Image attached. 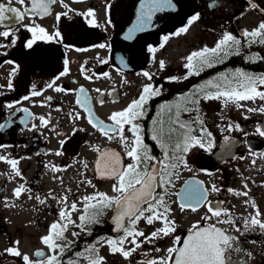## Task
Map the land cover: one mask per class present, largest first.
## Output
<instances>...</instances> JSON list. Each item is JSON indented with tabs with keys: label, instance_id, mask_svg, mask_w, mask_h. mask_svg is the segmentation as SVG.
<instances>
[{
	"label": "flooded vegetation",
	"instance_id": "obj_1",
	"mask_svg": "<svg viewBox=\"0 0 264 264\" xmlns=\"http://www.w3.org/2000/svg\"><path fill=\"white\" fill-rule=\"evenodd\" d=\"M139 1L45 0L47 12H25V9L31 8V0H25L24 4L12 0L10 5L8 0H0V4L25 12L21 20H16L13 13H8L10 19L0 24V32H13L7 38L0 36V124L4 125L0 127V220L7 221L10 216H15V208L18 206L31 205L32 196L43 187L40 183L46 179V174L51 180L58 181L66 170L75 168L71 165L73 162L67 160L76 156L78 159L74 162L82 159L84 169L92 171V196L119 195L116 192L110 195L102 189L105 185L113 190L112 186L116 181L104 174L103 169L97 170V161L102 152L119 155L124 164L130 160L118 137L111 132L105 135L103 129L90 123L89 112L94 121L111 125V115L130 105L129 86L135 73L146 79L142 81L144 86L151 84L159 89V95L148 98L144 104L143 118L136 121L143 130V141L149 146L150 155L161 160L164 158L163 151L150 139L153 121L157 118L156 111L160 106L180 104L181 107L201 110L202 118L199 117V120L212 133L210 121L206 119L209 114L204 113L207 100L199 98L203 103L200 104L199 101L194 105L185 98L196 99L192 94L198 86L222 73L236 71L237 55H231L223 63L205 68L200 75H191L187 79L184 77L188 75V69L184 65L186 58L194 52L193 42L187 43L186 51L180 54L181 64L175 69L148 71L146 63L156 50L157 53L165 52L166 43L170 45L175 39L178 41L185 38L193 33L196 26H211L217 42L224 33L238 37L244 33V30L242 33L237 32V26H243L240 21L244 17L254 14L258 18H264V0H173L174 9L156 12L147 29L136 32L133 38L127 39L129 30L134 28L131 24ZM89 11L92 12L91 16L88 15ZM195 14H198V19L189 24L190 17ZM29 27H42L48 36L53 37L58 31L60 36L52 40H37L32 48H28L26 41L33 36L27 30ZM182 28L185 31H180ZM165 36L168 37L167 40L164 39ZM13 40L14 44L11 43ZM100 44L105 47L100 48ZM253 59L255 62L261 60L258 56ZM231 64L234 66L231 67ZM250 65L245 72L255 76L264 75V69L256 72ZM144 72L150 73L152 79L145 77ZM61 73L64 74L60 75ZM50 83H53L51 88L48 87ZM56 87L71 91L58 92ZM80 89L84 91L81 92ZM142 90L139 91L141 94ZM261 90L264 91V88ZM33 91L40 92V95L33 96ZM82 97L88 99L86 107L77 103ZM139 97L140 95L135 94L131 99L138 100ZM9 104L12 107L9 108ZM122 105L124 109L119 110ZM249 108L255 109L252 106ZM42 117L47 124L42 123ZM192 117L193 114L190 116L189 112H181L180 119L192 121ZM236 125L242 131L237 130ZM231 126V131L228 129L216 135L212 133L215 143L212 151L197 146L183 154L187 166L174 159L169 161L176 164L175 168L169 169L172 173L171 184L166 185V191L158 188L157 193L164 197L163 207L159 210L174 222L171 226L175 228V232H170L168 236L161 234L150 242L142 243L139 263L136 264L167 259V249L174 246L175 238L180 237L182 243L193 225L197 224L201 228L215 225L226 229L227 234L234 238L233 247L240 251L231 252L227 264H264V228L250 223L252 217L264 223V137L256 133L257 127L264 128V113L259 112L255 116L243 114ZM192 127L196 129L193 135H197L201 125L192 124ZM124 135L131 139L132 134L127 131V126ZM91 136L95 137L96 150L92 158L85 162L84 157L78 156L79 147ZM109 136L113 138L109 139ZM226 136L230 138L227 143L224 140ZM57 152L61 154L57 155ZM11 160L17 161L15 168L12 167ZM27 183L35 188L33 194L29 192ZM213 186L218 191H213ZM188 187H198L205 193V199L200 205H195V201H185L184 190ZM18 188L21 189V194L17 197L14 191ZM245 191L247 196L238 194ZM40 192L39 196H42L46 190ZM52 197L49 195L50 199ZM41 199L45 201V207L58 208L53 201L45 197ZM91 202L96 205L98 215L94 223H86V229L84 225L78 226L80 233L85 232L78 243L85 238L115 239L121 236V232H112L110 224L115 207H102L95 200ZM186 203L193 204L196 210L181 206ZM209 204L214 209H222L227 215L222 213L219 218L212 216L208 211ZM84 205L85 203L81 207L83 214ZM164 208L168 209L166 213ZM257 209L259 216H256ZM172 214H175V218H172ZM205 216L211 218L204 220ZM185 217H190V220L184 225ZM229 218L234 223L217 222L218 219ZM125 225L127 226V222ZM161 227L164 224L160 220H154L149 225L144 219L145 236H150ZM138 230L142 231L140 226ZM14 245L16 248V242Z\"/></svg>",
	"mask_w": 264,
	"mask_h": 264
},
{
	"label": "snow or ice",
	"instance_id": "obj_2",
	"mask_svg": "<svg viewBox=\"0 0 264 264\" xmlns=\"http://www.w3.org/2000/svg\"><path fill=\"white\" fill-rule=\"evenodd\" d=\"M19 3L24 4L25 0H18ZM12 0H8L10 5ZM65 7H67L65 5ZM166 9H174L173 0H144L141 8V13L138 21L134 28L129 30L127 39L133 38L136 32L144 31L148 23L151 21L153 14ZM41 10L47 12V6L45 0H31V8L25 9V12H35ZM25 12H21L19 9L0 4V24L10 19L8 13H13L16 20H21ZM66 15V13L64 14ZM89 16L92 12L89 11ZM60 16L58 14L57 19ZM198 19V14L190 17L188 23L191 24L193 21ZM33 36L31 39L26 41V47L32 48L37 40H52L58 38L60 33L57 31L55 37L48 36L46 31L42 27H29L27 29ZM185 31V29H180ZM13 35V32L6 30L0 32V36L5 38ZM244 38L248 42H255L264 44V23H261L257 29L248 32L245 31ZM253 38H260L254 40ZM168 39L167 36L164 37ZM12 44L15 43L13 40ZM241 40L232 34L224 33L222 38L218 40L215 47L209 49L204 48L200 51L192 52L187 58L185 68L188 69V75L184 77L187 79L191 75H200L205 68H213L217 63H223L231 55H239V45ZM100 48H104V44L99 45ZM152 50L151 48L149 49ZM251 62H255L253 58H248ZM161 68H163V62H161ZM67 70L65 69V72ZM61 73L60 75H63ZM105 75H107L105 73ZM143 75L149 80L152 79V75L148 72H144ZM59 77H57L58 79ZM174 80L176 78H169ZM54 83V81H53ZM53 83H50L48 87H52ZM11 87V84L9 85ZM264 75L252 76L239 69L234 72H225L220 74L215 79H210L204 84L198 86L193 92V96L197 97L192 99L186 97L185 99L192 104H198L199 98L205 100L212 99H224V102L236 103L237 107H241L240 101H254L259 98L264 101ZM56 91H71L56 87ZM83 92V89H80ZM33 96L40 95V92L33 91ZM159 95V89L154 88L153 85L148 84L143 87L142 94L138 100H134L127 109L115 112L111 115L110 120L113 122L111 125H104L103 122L96 121L93 125L105 131V135L109 132L113 133L123 143L125 147V155L129 158L130 162L124 164L119 155L108 152H102L100 158L97 161V170L103 169L104 172L112 179L116 181L113 184V191L119 193L116 197H108L106 194H96L95 196L84 197L85 207L84 213L79 217L84 223H94L96 221V205L89 204V201L95 200L102 207H115L116 215L114 217L115 231L121 232L122 235L117 239H108L106 243L111 247L113 252H121L124 257H128L132 251H135L144 242H150L157 238L159 235L167 236L170 232H175V228L171 225L173 221L168 220L167 216L164 215L159 209L163 207L164 197L157 193L158 188L166 189V185L171 184L172 173L169 171L171 168H175L176 164L169 163L170 160H176L178 163L186 165V161L183 160V154H187L191 147H199L207 151H212L215 147L212 133L204 128L203 121L199 120V117L194 118L192 121H181V112L198 111V109H189L188 107H181L180 104H176L170 107L161 108V113L158 114V118L153 121L154 127L151 130L150 139L155 141L156 144L164 153L163 160L158 159L155 156L149 154L150 149L147 144L143 141L142 128L136 123L139 119L143 118L145 114L144 104L147 99ZM28 99V97H24ZM51 99V98H49ZM78 104L82 107H86L88 104L87 97L78 99ZM103 103V101H101ZM8 107H12L11 104ZM175 109V111H173ZM27 111V109H21ZM247 111H259L264 113V107L258 109L248 108ZM167 114V119L163 118V114ZM43 124H47L44 118H41ZM89 121L92 122V115L89 112ZM192 124H200L199 132L197 135H193L196 129L192 127ZM125 126L127 131L130 132L131 139L124 135ZM0 127H4L0 124ZM237 130L242 131L239 125L235 126ZM232 130V126L229 125V131ZM256 133L261 137H264V128L257 127ZM112 139V136L108 137ZM229 137H224L225 142L229 141ZM63 144L64 142L61 141ZM171 151V155H170ZM180 153L182 155H177ZM60 155V152L56 153ZM2 159V158H0ZM13 168L16 167L17 161H10ZM87 167V165H85ZM247 185H245V188ZM213 191H218L213 186ZM229 191H232L229 189ZM185 201H195V205H200L202 200L205 199V193L198 187H188L184 190ZM21 194V189H16L14 195L17 197ZM239 195L247 196V192L238 193ZM39 199V197H37ZM40 203H45L43 199ZM222 203V202H220ZM182 207H191L193 211L196 207L191 203L181 205ZM92 209L93 211H89ZM71 210H76V204L71 205ZM168 211L164 208V213ZM208 211L212 213V216L219 218L223 210L214 209L210 204ZM148 213V215H146ZM227 215V213H223ZM256 216H259L257 209ZM60 217L63 220H67L71 223L70 213L66 211L60 212ZM127 218V226L125 225V219ZM145 219L147 224H153L154 220H160L163 222L164 227L157 229L152 232L150 236L136 229L137 221ZM211 217L205 216L204 220H208ZM219 224H232L234 223L231 218L217 221ZM248 221L246 220V224ZM252 225L259 224L261 228H264V223H260L255 217L250 220ZM67 224L60 225L58 230V223L50 225V234L42 237V242L54 253V255L45 257V253L38 251L35 255L38 257H45L44 260L33 262L27 255H22L18 250L9 249V254L21 256L24 264H60L59 256L65 251V246L58 244L57 240L63 238V231L66 230ZM78 233H73V236ZM139 237H143V240L138 242ZM234 238L227 234V230L216 227L215 225L201 228L200 225H193V229L190 230L188 236L184 239L181 246L176 247L175 245L181 244V238L176 237L174 240V246L167 249V259L149 260L147 264H227V260L230 259V253L240 251L239 248L233 247ZM128 242L133 247L129 250H125L124 244ZM87 251L95 252V247L88 249ZM159 251V249H157ZM78 256L82 255L77 253ZM68 264H75L74 261L69 260ZM90 264H99L97 259H91Z\"/></svg>",
	"mask_w": 264,
	"mask_h": 264
},
{
	"label": "rangeland",
	"instance_id": "obj_3",
	"mask_svg": "<svg viewBox=\"0 0 264 264\" xmlns=\"http://www.w3.org/2000/svg\"><path fill=\"white\" fill-rule=\"evenodd\" d=\"M257 16L254 14H250L247 17H244L240 23L243 26H237L239 31L251 32L258 28V20ZM254 25V26H253ZM238 31V32H239ZM193 33L187 35L185 38H182L177 41V39L173 40L170 45L165 44V52L157 53L150 56L148 62L146 63L148 67L146 70H159V69H175L179 64H181L180 54L184 53L187 49V43L193 42L194 44V52L200 51L204 48H213L217 43V36L213 31L211 26L202 25L196 26L193 30ZM243 35H238V39L241 40V44L239 47V52L244 54V58L248 59L249 57H257L259 54L264 55V44L248 42L244 38ZM254 40L260 38H253ZM192 40V41H190ZM190 49V48H189ZM161 62H163V68H161ZM241 71H245L241 69ZM249 75H253V73L245 72ZM133 79H131V84L129 86L130 89V104L134 101L131 99L135 94L141 95V91L144 87L142 81H146L141 75L135 73L132 75ZM261 76V75H256ZM152 83V82H151ZM200 104L203 103V100L199 99ZM208 105L204 108V113H208L209 116L206 118L210 121V129L213 135L219 132H225L229 129L228 124L231 125L235 123L236 118H241L243 114L253 115L255 116L259 111H253V114L247 109L252 106L255 109L260 107H264V101L259 98L254 101H240L239 104L241 107H237L236 103L228 102L227 104L224 102V99H212L207 100ZM262 104V105H260ZM164 107V106H163ZM170 106H165V108ZM162 106L158 107V114L161 113ZM124 109L122 105L119 110ZM188 113V112H187ZM190 116L193 114L192 119L196 117L202 118V111L198 109V111H189ZM203 113V114H204ZM156 118V119H157ZM163 118L167 119V114H163ZM228 132V131H227ZM82 140V138H81ZM84 144L79 147V158L84 157L85 162L89 161L93 152L96 150V141L95 137L91 136L84 140ZM76 156V154H75ZM81 156V157H80ZM77 156L72 159H68L67 161H71V165H74L75 168H71L65 171V174L58 181L51 180V177L46 174V179H44L40 184H42V188L40 190H36L34 193V187L27 183L29 186V192L32 196V204L28 206H18L15 208V216H10L7 221L0 220V264H24L21 256H16L9 254L8 250H18L22 255H27L31 261L37 262L44 260L45 257L54 255L49 248L42 242V237L48 236L50 234V225L58 223V230L60 225L67 224L66 230L63 231V238L57 240L58 244L65 246V251L70 248L73 243L84 236L85 232L78 231V226L82 224L79 217L83 215L81 211L82 205L85 203L84 197L92 196V188L91 183L93 182V175L90 169H84V162L81 163L80 159L78 162H74L77 160ZM109 185V184H108ZM46 190L43 192L42 196H39L41 190ZM104 192H108L110 195L114 194L113 190L109 189V186H102ZM49 195L53 197L50 199ZM39 197V199H37ZM42 197H45L48 200L53 201V203L58 205L57 209H52L50 207H45L44 203H40ZM76 204V210H71V205ZM92 204L91 201L88 202ZM85 206V205H84ZM66 211L70 213L71 223H68L67 220H63L60 217V212ZM172 218H175V214L171 215ZM190 220V217H185L183 220V224H187ZM136 229L138 230V226L141 227V232L144 233V219H140L137 221ZM84 228L86 229V223H84ZM78 233V235L73 236V233ZM168 236V235H167ZM120 237V236H119ZM77 238V239H75ZM118 237H115L117 239ZM138 242L141 237L137 238ZM108 239H82L78 243L77 251L82 255L78 256L77 254L74 258L70 259L74 261L75 264H90L91 259H96L99 261V264H136L139 263L138 258L140 256V250L142 248V244L135 251H132L131 254L126 258L123 256L121 252H113L111 247L106 243ZM16 242V248L14 243ZM91 246V247H89ZM95 247V252L87 251L88 249ZM125 250L131 249L133 246L126 242L123 246ZM43 249L45 251V257L41 259H37L34 257L33 252L35 249ZM64 251V252H65ZM63 252V254H64ZM63 254L59 256V260L62 258ZM89 255H91L89 257ZM94 256V257H92ZM96 257V258H95Z\"/></svg>",
	"mask_w": 264,
	"mask_h": 264
},
{
	"label": "trees",
	"instance_id": "obj_4",
	"mask_svg": "<svg viewBox=\"0 0 264 264\" xmlns=\"http://www.w3.org/2000/svg\"><path fill=\"white\" fill-rule=\"evenodd\" d=\"M237 63L239 65H242L244 64L243 63V60L242 59H239V57L237 56ZM251 67H253V69L255 71H259L261 69H264V59H262L261 61H258V62H255V63H252Z\"/></svg>",
	"mask_w": 264,
	"mask_h": 264
},
{
	"label": "bare ground",
	"instance_id": "obj_5",
	"mask_svg": "<svg viewBox=\"0 0 264 264\" xmlns=\"http://www.w3.org/2000/svg\"><path fill=\"white\" fill-rule=\"evenodd\" d=\"M232 66H234V65H232ZM246 68H247V69H249V66H247ZM250 68H252V69H253V67H251V66H250ZM253 70H254V69H253ZM254 71H255V70H254ZM259 71H260V70H259Z\"/></svg>",
	"mask_w": 264,
	"mask_h": 264
},
{
	"label": "water",
	"instance_id": "obj_6",
	"mask_svg": "<svg viewBox=\"0 0 264 264\" xmlns=\"http://www.w3.org/2000/svg\"><path fill=\"white\" fill-rule=\"evenodd\" d=\"M186 237H187V236H186ZM186 237H185V238H186Z\"/></svg>",
	"mask_w": 264,
	"mask_h": 264
}]
</instances>
